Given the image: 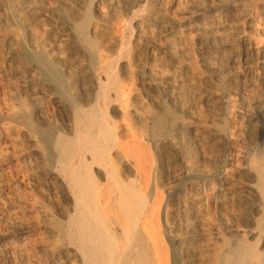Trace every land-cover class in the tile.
<instances>
[{"label": "rangeland", "instance_id": "obj_1", "mask_svg": "<svg viewBox=\"0 0 264 264\" xmlns=\"http://www.w3.org/2000/svg\"><path fill=\"white\" fill-rule=\"evenodd\" d=\"M39 58L82 105L115 72L110 119L160 196L168 264L262 261L264 0H0V264H83L40 139L74 117Z\"/></svg>", "mask_w": 264, "mask_h": 264}, {"label": "bare ground", "instance_id": "obj_2", "mask_svg": "<svg viewBox=\"0 0 264 264\" xmlns=\"http://www.w3.org/2000/svg\"><path fill=\"white\" fill-rule=\"evenodd\" d=\"M39 59L44 78L54 83L57 92L70 102L74 117L71 133L54 135L46 129L40 139L54 145L56 167L72 195L67 224L70 227L69 237L82 263L168 264L157 219L160 196L145 193L131 178V172H134L141 181L145 179L144 162L141 163V154L137 153V149L131 150L129 143L127 145V141L119 136L116 125L110 119L109 103L113 100L110 91L118 88L115 72L109 70L107 80L98 82L96 102L82 105L71 100L73 92L51 63ZM114 148L118 151L116 157ZM118 165L123 169L120 170ZM164 214V223L168 227L166 209ZM176 257L174 254L173 260L178 264ZM255 264H264V258Z\"/></svg>", "mask_w": 264, "mask_h": 264}]
</instances>
